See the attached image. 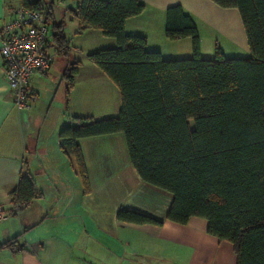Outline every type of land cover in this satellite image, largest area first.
I'll list each match as a JSON object with an SVG mask.
<instances>
[{
    "label": "trees",
    "instance_id": "1",
    "mask_svg": "<svg viewBox=\"0 0 264 264\" xmlns=\"http://www.w3.org/2000/svg\"><path fill=\"white\" fill-rule=\"evenodd\" d=\"M211 1L238 10L247 57H226L219 48L212 58L202 57L195 24L179 5L166 8L164 35L189 37L192 54L163 58L146 48L144 36L124 31L126 18L143 10L141 2L74 0L66 11L77 20L78 32L98 29L115 39L114 46L91 51L86 58L116 85L120 108L116 116L100 119L74 116L73 123L59 129L58 138L86 188L76 139L122 132L139 177L172 195L167 220L184 224L192 216L203 218L209 234L231 243L236 264H264V0ZM19 2L43 13L51 29L45 51L68 54L64 24L53 21L51 8L42 0ZM70 64L62 72L66 98L79 61ZM9 195L21 209L38 193L24 174ZM115 216L162 223L124 208ZM16 239L0 242V249L18 246Z\"/></svg>",
    "mask_w": 264,
    "mask_h": 264
},
{
    "label": "crops",
    "instance_id": "2",
    "mask_svg": "<svg viewBox=\"0 0 264 264\" xmlns=\"http://www.w3.org/2000/svg\"><path fill=\"white\" fill-rule=\"evenodd\" d=\"M137 1L144 8L126 18L124 31L144 36L146 48L163 58L192 54L189 37L171 40L164 35L165 10L172 5L192 18L202 57L213 56L215 48L226 57L249 55L236 8L211 0ZM73 5L74 0H61L56 17L51 9L55 23L63 17L64 29L70 25L68 41L85 35L97 47L86 53L115 45L114 38L98 29L78 32L77 20L66 11ZM18 6L19 0H0V24ZM86 53L85 60L75 59L79 65L68 99L62 78L71 65L68 60L35 72L30 86L36 100L25 111L12 103L0 58V206L8 212L0 222V242L17 236L18 245L0 249V264H236L231 243L209 234L205 219L192 216L180 224L165 218L172 195L139 177L122 132L76 139L87 177L84 188L72 155L60 146L58 131L73 123L74 116L100 119L116 116L120 108L118 88ZM24 174L32 178L38 195L14 211L9 192ZM119 208L162 223L120 221L115 216Z\"/></svg>",
    "mask_w": 264,
    "mask_h": 264
},
{
    "label": "built area",
    "instance_id": "3",
    "mask_svg": "<svg viewBox=\"0 0 264 264\" xmlns=\"http://www.w3.org/2000/svg\"><path fill=\"white\" fill-rule=\"evenodd\" d=\"M49 27L40 10L18 6L11 18L0 24V58L4 79L16 110L25 111L36 100L30 86L35 72L46 71L50 65L49 52L45 51ZM21 204L13 205V210ZM0 206V222L7 217Z\"/></svg>",
    "mask_w": 264,
    "mask_h": 264
},
{
    "label": "rangeland",
    "instance_id": "4",
    "mask_svg": "<svg viewBox=\"0 0 264 264\" xmlns=\"http://www.w3.org/2000/svg\"><path fill=\"white\" fill-rule=\"evenodd\" d=\"M60 1L61 0H44V2H46V4L51 5V9H53L55 17L57 16L58 11L61 7ZM64 13H65V10H64ZM62 21L65 23V18L62 17ZM63 31H64V36L68 41L69 37H71L73 35V33H72L73 31L70 29V25L65 27V29L63 28ZM50 32H51V29H49L48 33H50ZM94 46H95L94 44L92 45V43L87 42V37L85 35H81V36L78 35L76 38H73V40L68 41V54L63 55V54L53 53L51 55L50 61H51V63H53L55 65V67H57L58 61L60 59L68 60L70 63L75 59L76 60L77 59L85 60L86 51L97 48ZM49 52H53V51L50 50ZM212 57L213 56H211L210 58H212ZM204 58H209V57H204ZM54 65H53V67H54Z\"/></svg>",
    "mask_w": 264,
    "mask_h": 264
}]
</instances>
